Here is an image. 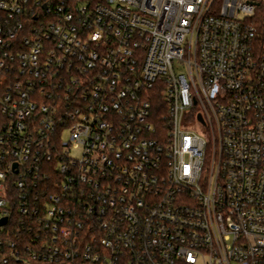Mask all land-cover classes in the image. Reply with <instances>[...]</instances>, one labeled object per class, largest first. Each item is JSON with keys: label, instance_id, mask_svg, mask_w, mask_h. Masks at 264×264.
Wrapping results in <instances>:
<instances>
[{"label": "built area", "instance_id": "built-area-1", "mask_svg": "<svg viewBox=\"0 0 264 264\" xmlns=\"http://www.w3.org/2000/svg\"><path fill=\"white\" fill-rule=\"evenodd\" d=\"M0 264H264V0H0Z\"/></svg>", "mask_w": 264, "mask_h": 264}, {"label": "water", "instance_id": "water-1", "mask_svg": "<svg viewBox=\"0 0 264 264\" xmlns=\"http://www.w3.org/2000/svg\"><path fill=\"white\" fill-rule=\"evenodd\" d=\"M201 119V118H200ZM6 223V220H4L3 222H2V224H5Z\"/></svg>", "mask_w": 264, "mask_h": 264}]
</instances>
